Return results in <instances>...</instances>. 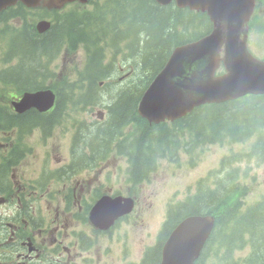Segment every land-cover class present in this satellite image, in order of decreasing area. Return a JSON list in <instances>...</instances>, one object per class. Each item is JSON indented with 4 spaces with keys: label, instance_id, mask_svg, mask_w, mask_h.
Here are the masks:
<instances>
[{
    "label": "water",
    "instance_id": "water-1",
    "mask_svg": "<svg viewBox=\"0 0 264 264\" xmlns=\"http://www.w3.org/2000/svg\"><path fill=\"white\" fill-rule=\"evenodd\" d=\"M14 1L16 0H0V8ZM188 1L187 4L194 7L195 1L202 0ZM218 41L220 39L210 41L206 39L200 44L176 49L145 92L140 102L139 113L150 122L157 123L164 118L179 117L203 101H219L247 90L264 91V75L260 74L264 73V65L236 63L233 71H228L227 77L219 80L212 78L209 64ZM43 101L48 102L47 98ZM205 221L199 220L195 223L200 227L199 240L205 236L206 225L203 223Z\"/></svg>",
    "mask_w": 264,
    "mask_h": 264
},
{
    "label": "trees",
    "instance_id": "trees-1",
    "mask_svg": "<svg viewBox=\"0 0 264 264\" xmlns=\"http://www.w3.org/2000/svg\"><path fill=\"white\" fill-rule=\"evenodd\" d=\"M152 6V7H151ZM149 8V13L143 15L144 13H140L136 17V21L139 22L141 27L139 30H142L146 33L149 32L150 36L152 38L157 37L159 39L155 40L156 46L150 47L148 50H146V53L144 55H141L138 57L139 62L143 65V67L146 68L147 73L150 75H153L155 71L159 67V60L161 58L162 51L166 50L167 45L174 41V39H179V35L176 34V26L175 23L178 21H184V16L180 14L179 16L169 10V8L166 9H159L152 4ZM124 21V27H127L128 25L131 26L132 24L129 23V20L127 18H123ZM186 29V27H185ZM33 40V41H31ZM36 44H35V43ZM35 44V45H34ZM44 46V42L40 41L36 38H29L28 39V47L35 52H37V56L39 51ZM40 47V48H39ZM137 72V70H136ZM129 92H123L119 95L115 96V102L113 103V110H114V117L118 120H125L127 119V122H132L136 125V128L140 129L142 132L147 133L148 135H153L150 133L151 127L148 126L145 122L140 120L138 116L136 115L135 106L138 100V97L140 93L142 92L141 88L134 87V88H127ZM135 91V92H134ZM140 91V92H139ZM124 99V101H123ZM124 102V105L120 107V103ZM223 111L220 116V120L223 119H231V116H233L234 111L232 109L227 110H220ZM127 116V117H122ZM52 117V116H51ZM13 121V119L11 120ZM229 122L231 120H228ZM164 125H161L157 127V130L162 131ZM159 133V132H158ZM140 157V156H139ZM138 157V158H139ZM137 161L136 163H143L141 161ZM141 167V166H140ZM224 190V191H223ZM222 192L227 191L226 189H223ZM232 190H235L232 188ZM229 191V190H228ZM231 197V194L228 196L227 193H220L216 197L211 199V202L214 203H220L223 204L222 206H226L227 203H225L226 199ZM225 203V204H224ZM236 204V202H234ZM232 204V208H233ZM218 214H221L225 212L224 210L217 211ZM222 215H219L221 217ZM239 234V233H238ZM236 235V231H233V237ZM230 241H232V238H230ZM144 264H157L156 262V255H150L146 262Z\"/></svg>",
    "mask_w": 264,
    "mask_h": 264
},
{
    "label": "rangeland",
    "instance_id": "rangeland-1",
    "mask_svg": "<svg viewBox=\"0 0 264 264\" xmlns=\"http://www.w3.org/2000/svg\"><path fill=\"white\" fill-rule=\"evenodd\" d=\"M154 40H157L159 38L154 37ZM1 44V43H0ZM54 67V66H52ZM142 80L140 82H134V85H138L139 83H141ZM110 96H112V100L115 99V94L113 95V91H110ZM124 101V99H123ZM122 101V103H120V107H122L124 105V102ZM122 117H127V116H122ZM264 132V129H263ZM225 149H228L227 147ZM264 150V146L261 145L256 149V152H260ZM210 151H214L213 149H210ZM237 151H240L238 146H232L231 147V155L232 158H234L233 156L237 155ZM253 159H241L239 160L236 164H234L235 168L239 169L240 171H244L247 167L250 169V172L252 173V175L254 176L255 179V185L252 187V189L247 193L244 201L247 204H250L251 202L256 201L257 199L261 198V195H264V157L258 159V156L256 153L253 154ZM145 158H147L145 156ZM183 156H180L179 159H183ZM204 165L209 164V163H213L216 158L215 156H213V154L209 155V152L207 151L206 156L202 158ZM236 159V158H234ZM138 161L144 162L143 158H138ZM178 163V162H177ZM176 163V159L174 160V165L172 164H168V163H163L159 169L158 172V177L160 178V184L162 186H164L167 191L169 190V188L171 186H173L174 184L177 185V187L180 190V195L179 197H184L187 196L188 194H185V190L186 188H184L183 186V178L185 177V174H191L193 177H198L201 174V170H202V162L199 163V165H196L194 168H186V165L189 166V163L185 162V163H178L179 165H177ZM47 166L48 167H52L53 163L52 161H48L47 162ZM214 167V164H212L211 166H209V168ZM161 172H163V174H161ZM249 180L246 179V182H248ZM158 182H154L155 188L156 190H159V183ZM154 184H151V186L146 187L147 189H152ZM226 187L224 189H226L227 191L230 190V187L232 186V183H226ZM188 188L191 189V185H188ZM148 191V190H147ZM224 191V190H223ZM160 198L163 197V194L159 195ZM149 198L146 199V201ZM145 201V207H147V203ZM152 217H149L146 220L151 219ZM158 222L159 220L157 219V216L155 215V218L152 219L151 222L145 221V223H143L144 225V229L148 230V232L151 233V236L147 238H145L144 236H141L140 234L137 235L136 237H133L132 243L129 245L127 251L124 250L123 247L119 246L118 244L115 245V251L110 252V253H104L102 258H101V264H125V262L123 261H127V263H132L134 264L135 262H138L142 255L144 250L149 247L152 246L155 242L156 236L160 231V228L158 227ZM145 234H149V233H144ZM138 241H137V239ZM144 240H147V242H143ZM210 253V252H209ZM208 253V254H209Z\"/></svg>",
    "mask_w": 264,
    "mask_h": 264
},
{
    "label": "flooded vegetation",
    "instance_id": "flooded-vegetation-1",
    "mask_svg": "<svg viewBox=\"0 0 264 264\" xmlns=\"http://www.w3.org/2000/svg\"><path fill=\"white\" fill-rule=\"evenodd\" d=\"M9 150L7 148V141L0 142V197L4 192V183L8 180L18 179L22 174L23 170V158L18 147ZM6 186V190H11L12 187L8 189V185ZM34 188V185L32 184ZM11 195V194H10ZM39 193H22V189L17 188L15 197L13 199V195L10 196L9 199H5L6 211L2 207V202L0 201V264H24L22 259L16 257V255H26L30 256L32 253H26L24 251V238L28 235L32 237L30 231L25 232L23 229L24 224V215L27 210H31L36 205L38 201ZM28 214V213H26ZM15 221V225L10 224V226H15V232L8 230L5 234L6 227L10 223L7 219ZM30 219L29 217H27ZM31 220V219H30ZM60 225H57L55 229L59 228ZM58 232L53 231L52 235L55 236ZM60 236V234H59ZM75 243L71 242L68 245H64L62 243L52 247L45 248L46 254H48L47 258L55 259L57 261H52L45 264H71L70 263V252L69 249L73 247ZM46 260V258H43ZM21 260V261H20ZM32 264V263H31Z\"/></svg>",
    "mask_w": 264,
    "mask_h": 264
},
{
    "label": "bare ground",
    "instance_id": "bare-ground-1",
    "mask_svg": "<svg viewBox=\"0 0 264 264\" xmlns=\"http://www.w3.org/2000/svg\"><path fill=\"white\" fill-rule=\"evenodd\" d=\"M31 41H33V40H31ZM35 43V42H34ZM36 44V43H35ZM34 44V45H35ZM40 48V47H39ZM35 50V49H34ZM36 52H38V51H36ZM135 92V91H134ZM116 96V95H115ZM115 102V99L113 100V103ZM9 120H12L11 118H9ZM217 203V202H216Z\"/></svg>",
    "mask_w": 264,
    "mask_h": 264
}]
</instances>
